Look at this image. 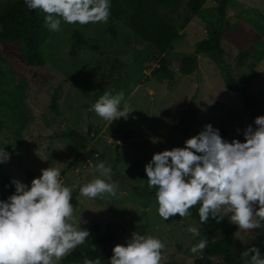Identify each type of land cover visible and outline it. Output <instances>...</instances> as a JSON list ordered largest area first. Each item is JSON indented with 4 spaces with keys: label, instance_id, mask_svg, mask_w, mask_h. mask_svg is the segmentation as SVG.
Returning <instances> with one entry per match:
<instances>
[{
    "label": "rangeland",
    "instance_id": "1",
    "mask_svg": "<svg viewBox=\"0 0 264 264\" xmlns=\"http://www.w3.org/2000/svg\"><path fill=\"white\" fill-rule=\"evenodd\" d=\"M9 1L0 0V8ZM215 4L216 0H207L205 8ZM227 19L239 25V31L223 40L224 61L232 75L247 85L250 74L264 71V0H230ZM110 23V18L105 23L85 25L62 21L60 30L52 31L44 46L46 60L42 66L30 67L14 59L13 65L20 64L14 66L16 75L9 76L7 72L2 76L5 89L0 95L17 107L8 115H0L6 122V128L0 131V146L6 143L4 148L10 154L4 163L6 175L30 185L41 169L60 167L64 182L77 186L75 216L79 218L81 213L86 221L81 227L90 232L91 222L95 221L103 234L107 223L120 222L124 244L133 231L147 232L165 242V264H193L202 251L193 254L190 247L200 238H211H193L187 232L190 223L200 227L190 215L181 218L177 214L166 221L159 217L155 193L150 192L155 188L147 187L144 166L154 153L183 146L206 123L218 128L229 142L233 138L243 141L249 112L238 95L226 87L217 62L210 55H197L199 69L191 75L182 74L171 64L173 76L165 79L156 71L158 63L152 60L154 47L116 20L113 24L118 34L114 38L106 30ZM75 29L100 43L104 50L83 47L72 58L69 51ZM184 32L172 44L169 60L178 55H194L196 42L207 36L205 23L197 16ZM12 48L18 50L20 45L0 41L1 63ZM244 50L251 53L241 55ZM116 62L121 65L118 69ZM106 90H123L125 99L135 108L127 120L120 118L107 125L89 111ZM56 91L59 98L54 111L52 96ZM254 95L264 103V81ZM188 109L196 110L198 119L189 136L182 137L172 124ZM89 124L93 126L90 132ZM99 161L112 166L117 195L103 199L80 196L79 185L98 175L94 166ZM224 217L229 219L228 215ZM261 232L264 228L250 233L237 230L236 236L249 243ZM261 253L264 254V247Z\"/></svg>",
    "mask_w": 264,
    "mask_h": 264
},
{
    "label": "clouds",
    "instance_id": "2",
    "mask_svg": "<svg viewBox=\"0 0 264 264\" xmlns=\"http://www.w3.org/2000/svg\"><path fill=\"white\" fill-rule=\"evenodd\" d=\"M30 10L39 9L46 27L53 32L68 24L105 23L110 16L111 0H24ZM135 108L125 99L123 90L103 94L89 111L107 122L127 120ZM254 125L243 130V141L230 142L219 129L206 123L202 130L187 138L183 146L156 152L144 166L147 187L155 188L159 217H188L198 207L199 224L209 218L217 222L228 215L238 232L250 233L264 228V115L254 118ZM6 144V143H5ZM0 146V163L10 154ZM98 173L79 185V195L89 199L117 195L113 168L99 161ZM14 192L0 199V264H60L81 245L88 243L90 232L81 227L75 216L72 194L76 185H67L61 168L49 166L33 177L30 185L13 178ZM82 212V211H81ZM193 238L200 237L196 223L187 226ZM208 241L200 238L189 251L201 252ZM166 244L147 232L133 231L125 244H116L108 264H165ZM242 264H264V254L256 245L241 254ZM84 264H102L99 256L85 259Z\"/></svg>",
    "mask_w": 264,
    "mask_h": 264
},
{
    "label": "trees",
    "instance_id": "3",
    "mask_svg": "<svg viewBox=\"0 0 264 264\" xmlns=\"http://www.w3.org/2000/svg\"><path fill=\"white\" fill-rule=\"evenodd\" d=\"M230 0H216V4L210 9L205 8L207 0H111L110 21L106 30L117 37V30L113 21L124 23L135 36L154 47L152 60L158 63L156 71L163 78H171L173 70L171 64L176 66L184 75H191L199 69L198 54H207L213 57L226 87L237 94L249 112L247 125H254V118L264 115V103L255 95L254 91L264 81V71H255L247 78V85L240 83L227 67L224 57L226 50L223 40L227 35H235L239 31V25L228 21V4ZM197 16L206 27L207 36L195 44L194 55H178L169 60V52L172 44L184 36V29ZM39 9L30 10L24 4V0H11L5 7L0 8V41L16 43L20 45L18 50L11 49L0 62V92L4 87L3 75L9 72L16 75L17 71L13 60L23 62L27 66H42L45 63L46 55L44 46L51 36ZM89 48L96 51H103L104 46L84 35L80 30L75 29L71 37V48L69 54L72 58L79 55L81 48ZM103 49V50H102ZM251 51L244 50L241 55L250 54ZM5 65V66H3ZM116 68H120L116 62ZM21 82L26 81L22 78ZM173 86H169L172 89ZM59 92L52 96V109L57 111V100ZM17 109L16 105L0 95V115H8ZM198 119V112L188 109L185 115L172 124V129L182 137L191 133L193 126ZM89 124L88 132L92 129ZM6 128V122L0 118V131ZM12 179L6 175L4 163H0V199L7 197L14 192V186L10 183ZM134 190L138 188L134 186ZM156 190V189H155ZM155 190L150 191L155 193ZM77 192L72 194V204L75 210L78 207ZM198 207L190 209V217L199 223ZM200 225V236L211 238L200 257L195 258L193 264H242L240 254L251 245H256L260 251L264 247V232L258 234L251 242L244 243L236 236L237 225L231 223L226 217L217 222L209 218L206 224ZM121 223L109 222L106 224L104 233H101V225L95 221L91 222L90 236L88 243L79 246L70 254L64 257L60 264H84V260L94 259L99 256L102 264H108L112 255V248L116 244H124L121 235Z\"/></svg>",
    "mask_w": 264,
    "mask_h": 264
}]
</instances>
